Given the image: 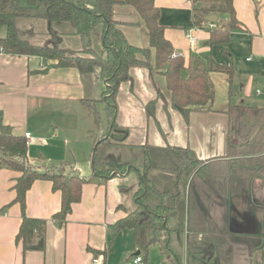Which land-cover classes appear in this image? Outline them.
<instances>
[{
	"label": "crops",
	"instance_id": "0c3cea01",
	"mask_svg": "<svg viewBox=\"0 0 264 264\" xmlns=\"http://www.w3.org/2000/svg\"><path fill=\"white\" fill-rule=\"evenodd\" d=\"M156 5L161 10L160 23L166 27L165 37L172 43L175 52L182 54L186 66L197 58L205 63L212 60L217 64L231 65L234 77L230 82L227 74L212 72L210 77L215 86L212 110L193 111L187 123L171 107V93L165 77L154 67L155 50L152 49V68L133 67L130 70L133 83L124 82L119 88L116 122L119 129L127 130L128 134L118 150L125 160L130 153L135 154L143 146L188 149L191 156L202 164L222 160L227 156L230 129L227 112L230 106L243 103L264 108V95L256 94L264 87V0H233L237 20L243 26L230 34L227 53L223 51V46L209 45V30L191 27L192 0H156ZM166 12L168 17H164ZM113 21L130 44L150 48L147 27L132 6L115 5ZM16 26L20 37L33 45L52 48L57 42L60 49L68 52H81L83 49L82 39L72 22L51 25L46 20L19 18ZM187 32L197 37L196 45H191L186 38ZM101 37L102 26H99L92 33V45L97 53L103 50ZM47 66L49 69L43 72ZM105 89L99 69L83 75L75 67H57L54 61L45 63L37 56L11 55L0 48V125L11 127L15 135L25 137L27 133L31 134L27 140L31 162L40 156L42 163L49 167L70 162L85 174L77 153L69 149L78 136H59L60 132L42 136L30 130L43 126L49 117L61 116L74 117L76 126L73 128L77 132L78 120L82 118H87L89 125L97 126L91 107L85 101H100ZM151 102H156L155 119L147 115L146 107ZM99 109L104 111L105 105L98 103L97 112ZM20 176L17 171L0 168V264H86L95 258H101L104 264H127L139 253L133 230H115L116 224L127 216L122 210L125 197L117 177L84 185L82 199L73 205L63 227H59L53 219L61 210V193L53 190L50 181H35L27 192L25 215L45 221L46 230L43 240L40 236L35 238L39 249L25 250L22 242L17 241L23 211L21 205L15 202L14 186ZM210 195L216 227L229 231L239 228L246 232L241 237L237 235L240 240L231 239L226 252L235 258L237 252L243 253L241 258H247L246 254L250 251L246 249L248 245L243 236L251 235L249 230L253 229L247 226L253 216L244 213L241 199L248 197V193L233 195L226 201L213 191ZM248 204L246 202L245 208ZM243 216L244 220L241 219ZM186 220L185 208L182 227ZM168 221L175 223L170 218ZM179 225L177 222L171 229H178ZM154 246L160 245H152L147 255L140 253L145 264H167V260L173 258L161 246L162 251L167 253V259L157 263L153 260L154 255L150 257ZM244 259L237 261L252 264V261Z\"/></svg>",
	"mask_w": 264,
	"mask_h": 264
},
{
	"label": "trees",
	"instance_id": "16d2710c",
	"mask_svg": "<svg viewBox=\"0 0 264 264\" xmlns=\"http://www.w3.org/2000/svg\"><path fill=\"white\" fill-rule=\"evenodd\" d=\"M117 4L132 6L137 11L149 32L150 48L133 46L115 25L113 9ZM192 7L191 27L209 30V45L223 46V51L227 53L230 34L243 26L237 20L233 0H192ZM212 15L220 19L216 23L206 21ZM19 18L46 20L51 25L74 23L77 35L82 39V51L62 50L57 42L52 48L31 44L18 33L16 20ZM226 18L228 23L219 25ZM160 19L161 10L156 0H34V5H29L28 0H0V27L6 28V36L0 38L2 51L11 55L37 56L45 63L56 62V66L61 68L75 67L83 75L99 69L106 85L100 101H85L91 107L97 123L100 122L97 105L104 104L107 121V134L102 142L95 143L91 156V166L95 171L92 177L83 175L70 162L51 166L50 169H60L62 173L32 164L26 137L15 135L9 126L0 125V152L3 155L0 157V168L21 173L14 190L15 202L21 205L23 211L17 241L22 242L25 250L39 249L35 238L40 236L43 240L46 230L45 221L25 215L27 192L35 181H50L53 190L61 193V210L53 219L59 227H63L67 224L73 205L81 201L84 185L95 179L106 180L113 174L116 178L134 172L139 181L135 184L138 189L133 198L136 209L120 220L115 230H133L139 253L146 255L152 245L162 241L177 264H230L224 251L237 235L226 228L219 230L216 227L210 193L215 192L224 201L243 193L253 197L258 192L254 186L258 181L259 200L248 201V209L251 216L260 214L262 224V233L258 235L262 238L261 244L253 248L252 264H264V108L243 103L230 106L227 112L230 119L227 156L222 160L202 164L191 156L188 149L147 146L138 148L135 154L130 153L125 160L118 150L128 134L127 130H120L116 122L119 88L124 82L133 83L130 74L133 67L152 68V49L155 50L154 67L165 77L171 93V107L187 123L193 111L212 110L215 100V86L210 77L212 72L227 74L230 82L234 77L231 65L217 64L212 60L205 63L197 58L186 66L183 57L174 56L177 52L165 37L166 27L161 25ZM210 24L216 27L212 29ZM99 26H102L101 53H97L92 45V33ZM48 69L49 66L43 72ZM146 110L148 117L155 119L156 102L149 103ZM111 157H114L113 162L110 161ZM38 161L42 162L41 156ZM66 169H70L67 175ZM152 172L166 173L163 178L166 181L170 180L167 174H174V191L160 189L149 179ZM124 186L129 187L121 184V189ZM148 193L161 201L158 200L156 206L149 203L144 199ZM178 207L186 208V224L182 228L170 229L169 216ZM254 236L247 235V238Z\"/></svg>",
	"mask_w": 264,
	"mask_h": 264
},
{
	"label": "rangeland",
	"instance_id": "374dc122",
	"mask_svg": "<svg viewBox=\"0 0 264 264\" xmlns=\"http://www.w3.org/2000/svg\"><path fill=\"white\" fill-rule=\"evenodd\" d=\"M168 12H170V10H167ZM168 13H164V17L167 16ZM169 16V15H168ZM167 16V17H168ZM166 17V18H167ZM223 23H228L227 18L225 20H221V23H219V25L223 24ZM180 28V27H179ZM175 29V28H173ZM6 36V28L5 27H0V38H4ZM194 62V60H193ZM99 112V116H100V122H96L97 126L95 124H93L92 126L89 125V123L87 122V118H82L81 121L78 120L79 122V129L77 132V129H74L73 126L75 125L76 119L73 118H68V117H49L48 119H46V123L43 126H39V128L37 126H35L37 129L31 128V132L33 134H41L42 136H53L54 134H56V132H60L59 136H78V139L75 140L76 142H72V145L69 147V149H71L72 151L76 152L78 155V160L81 163V166L84 167L85 169V176L87 177H92L95 175V171L93 170V168H89V166L91 165V154H93L92 152V148H93V141L95 139V143H100L104 140L105 136L107 134V124H106V112L105 110L102 111L101 109L98 110ZM64 129V130H62ZM62 130V131H61ZM121 130V128H120ZM117 135L121 136L120 134L117 133ZM94 136V137H92ZM47 142V141H45ZM95 148V146H94ZM93 148V150H94ZM112 152H114L113 150H111ZM2 153L0 152V157H2ZM84 156L86 157V160L84 159ZM38 159V158H37ZM71 159L73 160V156L71 155ZM114 157H111V160L113 162ZM89 166H88V163ZM74 163V160H73ZM87 163V164H86ZM1 164V161H0ZM32 164L34 165H39L40 167L51 170L53 172H60L62 173V170H52L50 169L51 167L44 165V163L35 160L34 162H32ZM114 164H118V163H114ZM59 166V165H58ZM61 166V165H60ZM86 167V168H85ZM70 169H66L65 171V175H67V173L69 172ZM165 174V175H164ZM164 176H166V173L163 172H152L150 175L151 181H154V183L156 185H158L160 187V189H165L166 191H174L173 189V180L175 178L174 174L169 173L167 174V178H169V181H166V179L163 180ZM117 178L120 180L121 184L123 185H128L129 187H123V195L125 197L124 199V206H122V210H124L127 214L132 213L135 209L136 206L135 204H133V202H135L136 200H134V194L137 191V185L135 186L136 183H138V179L136 177V173L132 172L130 173L128 176H123L121 177L120 175L117 176ZM94 181H100V179H95ZM92 181V182H94ZM152 184H149V186ZM135 186V187H134ZM255 187H257V189H255V191H258L257 193H255V196L250 197L248 195V197L244 198L242 197V203H244L242 205L243 209L245 210V214L246 212H248L249 214H251V212L249 211L250 209H248L247 207L245 208V204L248 201H252V200H259V196H260V190L258 189V187L260 186V183L258 181L255 182ZM245 195V194H244ZM154 195L151 194H147L145 195V200L148 201L149 203H154V205L158 204V198L153 197ZM161 201V200H159ZM167 202L170 201V199H166ZM155 205V206H156ZM232 207V206H231ZM247 210V211H246ZM256 215H253L252 219L250 220V223L247 227H250L253 230H249V233L252 235H255L253 238H246L243 239L244 241H246V244L249 247V250L251 253L246 254L247 258L245 257V259H247L248 261V256H250V261H252V257H253V253L255 250H252V247H257L261 244V239L258 235L262 233V224H261V217L260 214L254 213ZM245 216V215H244ZM244 216L241 218L244 220ZM170 221L174 220V224H170V222L168 221V228L171 229V226L174 227L176 225V223H180V225L177 228H181V222L182 220L185 218V210L184 208H180L178 207L176 210H174L170 216ZM249 229V228H248ZM222 230V229H220ZM245 237V236H243ZM162 240V239H161ZM236 240H240V238H236ZM235 240V241H236ZM249 240V241H248ZM234 242V241H233ZM235 243V242H234ZM155 245H160V246H154L153 249L150 252V257L151 255L153 256V260L158 262L164 261V259H167V253H165L166 246L164 243H162V241L160 243H156ZM229 245V244H228ZM163 250L162 251V247ZM228 247V246H227ZM255 247V248H256ZM151 249V248H150ZM227 248L224 251V256L226 257L227 260H230V264H242V261H237L239 258L240 259H244L241 258V254L243 253H236L237 256L235 258V256L233 257V254H231L230 252H226ZM168 252V251H167ZM170 254V253H169ZM229 256V257H228ZM240 256V257H239ZM233 257V258H232ZM230 258V259H229ZM232 258V259H231ZM244 259V260H245ZM167 264H177L173 258H169Z\"/></svg>",
	"mask_w": 264,
	"mask_h": 264
},
{
	"label": "built area",
	"instance_id": "2783aa9c",
	"mask_svg": "<svg viewBox=\"0 0 264 264\" xmlns=\"http://www.w3.org/2000/svg\"><path fill=\"white\" fill-rule=\"evenodd\" d=\"M216 26L214 24H210V28L214 29ZM186 38L189 40V42L191 43V45H196L197 43V37L194 36L191 32H187L186 33ZM175 57H183L182 54L176 53L174 55ZM256 94L258 96L264 95V87L257 90ZM26 139L29 141L31 134L27 133L25 135ZM27 141V144L29 145V142ZM86 264H104L103 260L101 258H95L93 260H91L90 262L86 263ZM127 264H145V259L144 256L141 255L140 253L137 254L135 257H133L131 260L127 261Z\"/></svg>",
	"mask_w": 264,
	"mask_h": 264
},
{
	"label": "water",
	"instance_id": "95a60500",
	"mask_svg": "<svg viewBox=\"0 0 264 264\" xmlns=\"http://www.w3.org/2000/svg\"><path fill=\"white\" fill-rule=\"evenodd\" d=\"M28 4L29 5H34V0H28ZM206 21H208V22H210V23H216L217 21H218V16H216V15H212V16H209V17H207L206 18ZM115 176V174H113V176L111 177V178H113ZM231 233L232 234H234V235H242V234H246V232H245V230H240L239 228H235V229H232L231 228ZM249 241V240H248ZM246 244V243H245ZM253 248L254 247H252V250H253ZM248 251H250L249 250V247L247 246V248H246ZM249 253H251V252H249ZM139 254V253H138ZM250 256H248V262L250 261V258H249ZM244 264H246V263H244ZM249 264V263H248ZM251 264V263H250Z\"/></svg>",
	"mask_w": 264,
	"mask_h": 264
},
{
	"label": "flooded vegetation",
	"instance_id": "af4514ba",
	"mask_svg": "<svg viewBox=\"0 0 264 264\" xmlns=\"http://www.w3.org/2000/svg\"><path fill=\"white\" fill-rule=\"evenodd\" d=\"M136 205L138 206L137 202H136Z\"/></svg>",
	"mask_w": 264,
	"mask_h": 264
}]
</instances>
